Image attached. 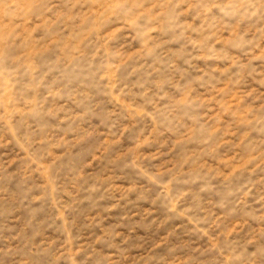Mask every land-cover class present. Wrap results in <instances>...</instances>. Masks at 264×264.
Returning a JSON list of instances; mask_svg holds the SVG:
<instances>
[{
  "label": "rangeland",
  "instance_id": "1",
  "mask_svg": "<svg viewBox=\"0 0 264 264\" xmlns=\"http://www.w3.org/2000/svg\"><path fill=\"white\" fill-rule=\"evenodd\" d=\"M0 264H264V0H0Z\"/></svg>",
  "mask_w": 264,
  "mask_h": 264
}]
</instances>
